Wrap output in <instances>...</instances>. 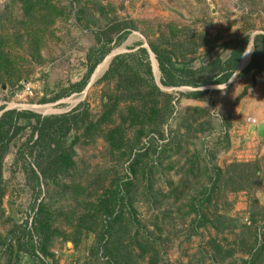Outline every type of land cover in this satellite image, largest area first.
<instances>
[{"label":"rangeland","instance_id":"obj_1","mask_svg":"<svg viewBox=\"0 0 264 264\" xmlns=\"http://www.w3.org/2000/svg\"><path fill=\"white\" fill-rule=\"evenodd\" d=\"M117 24L129 35L108 45L110 53L81 92L71 91L99 57L97 36ZM258 34L264 35V0H0V116L11 110L42 118L86 116L82 128L63 139L74 168L55 182L39 175L34 119L19 120L21 130L1 166L0 264H38L29 243L49 264L121 258L127 264H264V139L247 133L248 119L264 123V74L236 78V72L217 86L165 88L150 50L151 43L168 47L190 72L204 69L211 78L218 75L215 62L228 58L229 43L248 36L245 67ZM139 49L148 53L155 84L172 96L173 111L163 123L153 118L142 134V126L128 122L130 103H120L109 128L122 127L124 145L111 150L103 127L94 134L85 129L119 97L116 79L103 78L112 59ZM203 90L202 98L180 96ZM148 106L139 108L148 112ZM254 162L261 168L258 187L234 192L238 182L223 179L210 202L194 211L211 172ZM122 183L128 186L119 194L121 217L112 231L121 227L123 240L106 236L98 244L107 219L94 207ZM41 204L54 221L48 260L32 232Z\"/></svg>","mask_w":264,"mask_h":264},{"label":"trees","instance_id":"obj_2","mask_svg":"<svg viewBox=\"0 0 264 264\" xmlns=\"http://www.w3.org/2000/svg\"><path fill=\"white\" fill-rule=\"evenodd\" d=\"M125 24L113 25L108 27L106 31H103L97 36V42L101 45L99 57L97 60L88 65L86 74L82 80L78 83L71 84L69 89L73 92H81L87 85L91 74L95 70L98 63L107 56L111 48L108 45L112 42L118 44L123 42L129 35V32L125 31ZM116 37V38H115ZM115 39V40H114ZM114 40V41H113ZM249 37H243L233 40L229 43L230 53L227 59L223 62L216 61L214 66L219 68L218 75L214 77H208L204 69L190 72L185 63H178L175 53L168 47L162 48L155 43L150 44V50L154 55L157 62L158 70L161 74V85L165 88H178L182 86H189L194 89L204 87L206 85H221L226 83L237 72L239 62L244 54L246 46L248 45ZM169 50H167V49ZM249 73L252 76L258 74H264V35L258 34L253 39V51L250 56L248 64L236 74V78H241ZM106 79H116L119 89V97L116 98L112 104L106 106V110L99 120L94 123H89L85 132L87 134H94L95 129H102V137L108 144L111 150L120 149L124 145L125 131L120 125L114 128H109V125L113 122V117L117 111V107L120 103H130L129 108V123L132 126H142L140 133H145L146 126L152 125L153 118L160 119V122H165L173 111L171 104L172 96L168 93L161 91L154 82L152 68L148 62V53L145 49H139L135 54H123L114 57L111 61L108 72L104 75ZM250 88V87H247ZM246 90L237 97L241 99L245 96ZM207 91H192L190 93H181L180 96H184L187 99L202 98ZM65 96L67 94H64ZM64 97V96H62ZM61 98L60 96L56 99ZM142 105L147 107L148 112L144 109H140ZM159 105L161 107H159ZM84 113L77 114H65L58 117L42 118L30 112H19L16 110L5 111L0 116V184H1V166L2 161L6 154L9 152L10 146L21 127L18 125L19 120H31L34 119L33 134H36L37 138L33 142V149L39 150L38 159L40 163L37 165L39 175L42 179L57 181L58 178L71 172L74 168V161L72 160L71 149H66L63 139L73 129H81L84 125ZM125 120H123V123ZM159 128V125H158ZM21 155V151L18 152ZM213 171V170H212ZM35 174V172H34ZM261 168L259 162L254 163H233L225 172L221 170L211 172L210 186L204 190L203 199H197L194 203V211L199 214L204 206V203H209L211 196L218 190V183L223 179H227L231 182H238V187L231 189V191H245L247 193L253 191L259 186L261 182L260 178ZM35 178L39 181L38 176L35 174ZM40 184H38L39 187ZM128 183H122V185L116 186L115 193L110 194L111 199L108 200L107 196H103L97 203L94 209L101 210L107 222L104 223L103 235L97 236L98 244H102L105 241V237L114 236L119 240H123V232L121 227L115 230L113 233L114 225L119 221L120 214L116 213L117 207H119L120 195L123 188L127 187ZM119 197V198H118ZM205 216H200V218ZM53 218L48 208L41 204L38 206L34 215L32 232L38 238V251L48 260L46 248L55 235L53 229ZM81 222V221H80ZM206 223L201 222V226ZM31 235V233H30ZM120 237V239H119ZM119 241V244H121ZM35 245L29 243V252L34 256L38 264H49L45 260L39 259L35 252ZM114 262V261H113ZM112 264V263H109ZM113 264H127L124 258L121 261H115Z\"/></svg>","mask_w":264,"mask_h":264},{"label":"water","instance_id":"obj_3","mask_svg":"<svg viewBox=\"0 0 264 264\" xmlns=\"http://www.w3.org/2000/svg\"><path fill=\"white\" fill-rule=\"evenodd\" d=\"M252 43H253V41H252ZM244 54H245V52H244ZM239 67H240L239 69H241V60L239 63ZM247 133H248V135L256 134V136H258L259 138L264 139V123L260 124L258 126L250 125L248 127Z\"/></svg>","mask_w":264,"mask_h":264},{"label":"bare ground","instance_id":"obj_4","mask_svg":"<svg viewBox=\"0 0 264 264\" xmlns=\"http://www.w3.org/2000/svg\"><path fill=\"white\" fill-rule=\"evenodd\" d=\"M109 58L110 57H108L107 60H105V62L103 63L102 66H100L99 68L96 69L94 76H93V79L97 78L101 74V72H103V70L107 67V64L109 62Z\"/></svg>","mask_w":264,"mask_h":264},{"label":"built area","instance_id":"obj_5","mask_svg":"<svg viewBox=\"0 0 264 264\" xmlns=\"http://www.w3.org/2000/svg\"><path fill=\"white\" fill-rule=\"evenodd\" d=\"M247 122H248V125L258 126V123L255 120H253V119H248Z\"/></svg>","mask_w":264,"mask_h":264},{"label":"crops","instance_id":"obj_6","mask_svg":"<svg viewBox=\"0 0 264 264\" xmlns=\"http://www.w3.org/2000/svg\"><path fill=\"white\" fill-rule=\"evenodd\" d=\"M247 62V60L245 59V61H243V64L245 65V63ZM240 67H239V65H238V69H239ZM244 68V66H241V69H237V73L238 72H240L242 69ZM248 126H250V125H248Z\"/></svg>","mask_w":264,"mask_h":264},{"label":"clouds","instance_id":"obj_7","mask_svg":"<svg viewBox=\"0 0 264 264\" xmlns=\"http://www.w3.org/2000/svg\"><path fill=\"white\" fill-rule=\"evenodd\" d=\"M243 57V56H242ZM240 63V62H239ZM238 69V68H237ZM239 73V72H238Z\"/></svg>","mask_w":264,"mask_h":264}]
</instances>
